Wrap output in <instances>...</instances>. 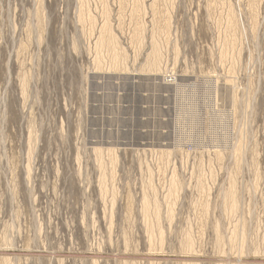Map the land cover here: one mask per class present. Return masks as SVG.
Returning <instances> with one entry per match:
<instances>
[{
	"label": "rangeland",
	"instance_id": "rangeland-1",
	"mask_svg": "<svg viewBox=\"0 0 264 264\" xmlns=\"http://www.w3.org/2000/svg\"><path fill=\"white\" fill-rule=\"evenodd\" d=\"M0 264H264V0H0Z\"/></svg>",
	"mask_w": 264,
	"mask_h": 264
},
{
	"label": "bare ground",
	"instance_id": "bare-ground-1",
	"mask_svg": "<svg viewBox=\"0 0 264 264\" xmlns=\"http://www.w3.org/2000/svg\"><path fill=\"white\" fill-rule=\"evenodd\" d=\"M167 2V1H166ZM152 8V7H151ZM153 11H155V10H153ZM108 20V19H107ZM108 22V21H107ZM107 24V23H106ZM142 24V23H141ZM106 26V25H105ZM107 27V26H106ZM155 28V27H154ZM153 28V29H154ZM104 29V28H103ZM160 29V28H159ZM162 29V28H161ZM106 31V33H104V35H102L101 36V34H100V40H99V46H101V45H107V46H113L114 44H116L115 42V38H114V36L115 35H113L112 34V32L110 31V28H108V29H105ZM103 31V30H102ZM101 31V32H102ZM164 31V30H163ZM103 34V33H102ZM155 42V41H154ZM176 42V41H175ZM118 44V43H117ZM154 44V43H153ZM98 46V47H99ZM115 46V45H114ZM153 47V46H152ZM114 50H116V49H114ZM113 50V60L115 61V60H117L118 59V57H121L120 56V54H117L115 51ZM118 50V49H117ZM153 50V52H152V57H149V64H148V67L150 68H157V65H158V60H159V50H158V46L157 45H154V49H152ZM119 51V50H118ZM120 52V51H119ZM118 52V53H119ZM151 54V53H150ZM125 55V54H124ZM123 57V56H122ZM122 57H121V59H122ZM102 59V58H101ZM120 59V60H121ZM95 60V59H94ZM120 60H119V62H120ZM126 60V59H125ZM118 62V61H117ZM116 61H115V64L117 63ZM124 62V61H123ZM101 63H102V60H101ZM160 63V62H159ZM119 64V63H118ZM123 64H125V63H123ZM189 65V64H188ZM148 68V69H149ZM151 70V69H150ZM169 78H171V77H169ZM166 80V79H165ZM174 80V79H173ZM233 100V99H232ZM235 100V99H234ZM233 100V101H234ZM235 103L237 102V101H234ZM110 147V146H109ZM239 148V147H238ZM237 154V153H236ZM236 156V155H235ZM237 158H238V156H237ZM231 187V186H230ZM234 188V186H232L231 188H230V190H229V193H227V200L229 201V202H231L232 204H234L235 205V195L233 194V191H232V189ZM174 189V188H173ZM146 201V200H145ZM147 204V203H146ZM148 205V204H147ZM146 205V206H147ZM235 209V208H234ZM146 210V209H145ZM244 227H245V225H243ZM246 228V227H245ZM239 229V228H238ZM237 229V230H238ZM245 230V229H244ZM247 231V230H246ZM237 233H238V231H237ZM246 234V233H245ZM244 236V235H243ZM246 236V235H245ZM191 237H188V244H189V247H191V245H193V244H191V239H190ZM186 239H187V237H186ZM185 239V240H186ZM247 240V239H246ZM249 240V239H248ZM220 241V240H219ZM245 241V240H244ZM187 243L186 244H184L185 246H187L188 245ZM184 246V247H185ZM246 248V247H245Z\"/></svg>",
	"mask_w": 264,
	"mask_h": 264
}]
</instances>
